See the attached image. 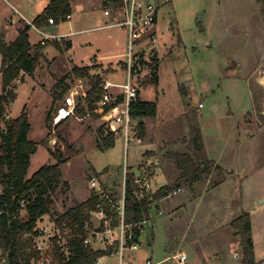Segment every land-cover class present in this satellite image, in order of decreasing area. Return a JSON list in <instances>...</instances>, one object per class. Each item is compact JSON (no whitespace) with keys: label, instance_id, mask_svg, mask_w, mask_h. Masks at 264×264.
Returning a JSON list of instances; mask_svg holds the SVG:
<instances>
[{"label":"rangeland","instance_id":"obj_1","mask_svg":"<svg viewBox=\"0 0 264 264\" xmlns=\"http://www.w3.org/2000/svg\"><path fill=\"white\" fill-rule=\"evenodd\" d=\"M36 1L39 3L40 0ZM69 1L74 30L91 27L97 16L106 17L105 9L110 11L109 22L123 12L118 5L101 0ZM34 2L0 0L2 39L7 26L18 21L19 30L25 23L14 9L22 11L21 8L31 7ZM66 21L59 22L64 30L69 23ZM156 27L157 42L146 58L156 55L155 70L143 66L132 73L141 99L152 100L157 106L155 116L143 119L146 135L141 142H137L131 133L127 141L123 134H117L114 144L102 150L97 146V129L104 128L103 117L70 114L56 125L48 124L46 120L52 106L53 84L70 70L72 60L81 64L79 58L83 59L87 51L98 58L99 67L92 72L99 73L104 80L107 79L105 81L125 83L126 72L121 63L127 60L128 34L122 27L90 33L75 31L71 35L75 58H69V49L58 52L52 45L54 43L46 45L43 51L49 63L44 61L33 74L15 80L16 95L8 103V114L16 117L25 108L28 139L37 146L30 157L26 177L48 161L56 162L49 149H58L63 156L70 152L72 156L60 165L62 179L69 183L70 190L60 186L53 196V209L59 213L73 201L83 198L88 187L91 189L89 181L95 176L94 172L103 171L101 180L114 186L109 191H113L114 199L121 201L127 173L136 165L138 173L137 168L148 163L143 157L146 149L154 151L149 171L152 166L159 167L154 184H162L165 179L172 182L179 177L180 170L166 154L189 151L183 142L189 137L187 116L197 112V104L201 101L205 108L199 109L203 112L199 128L205 140L203 142L202 137L203 149L199 155L214 160L221 149L220 163L228 164L229 170L232 168L235 173L226 184H220L222 176L229 174L223 172L217 177L215 169L206 170L199 180H182L179 190L167 196L172 202L167 197L153 201L151 209L154 211L150 220L144 222L140 245L138 242L137 249L124 250L122 264H142L147 258H152L154 264H241L240 238L231 221L243 212L250 216L254 263L264 264V117H260L264 85L256 80L260 66L252 78H247L253 67L264 62V0H168L157 13ZM107 33H110L108 39ZM28 34L32 43L41 37L31 27ZM88 34L93 40L92 45L85 41ZM157 44L160 45L158 50ZM154 74L156 80H151ZM142 80L144 83L140 85ZM67 82L70 89L77 90L76 103L83 102L82 93L90 87L88 79L73 77ZM247 83L254 107L252 112H243L245 115L241 116L237 115L238 103L243 102L245 108L250 106ZM57 105L53 106L52 114ZM0 124L3 126L4 121ZM248 131L251 133L247 134ZM58 134L61 138L57 137ZM66 143L70 144L69 150ZM156 190L151 181L147 193ZM52 219L45 215L42 225L50 226ZM101 264H118V258L106 255Z\"/></svg>","mask_w":264,"mask_h":264},{"label":"trees","instance_id":"obj_2","mask_svg":"<svg viewBox=\"0 0 264 264\" xmlns=\"http://www.w3.org/2000/svg\"><path fill=\"white\" fill-rule=\"evenodd\" d=\"M112 1V0H106ZM71 6L69 0H49L43 11L38 14L32 21L35 26H44L47 18L51 17L54 23L61 20H68ZM31 25L23 23L19 28L16 37L5 42L0 36V57H1V84L2 93L0 94V140L2 153H0V251L5 256L8 254L10 264H32L31 261L37 256V251L33 249L31 237L27 232L32 230L37 222L46 214H49L57 226L63 224L69 228L74 236L68 240L69 255L65 256L64 252L55 244L53 248L52 264H96L99 257L108 255L111 248L93 249L83 243V221L90 217V210L94 208L96 197H90L83 202L73 201V204L59 213L53 209L54 195L60 186L69 189L68 182L62 179L60 165L66 162L72 155L67 151L63 156L62 152L49 149L50 155L56 159L55 163L49 161L41 166L28 178L27 169L30 165V157L37 150L35 142L28 139V116L25 108L16 117L8 114V103L15 98L14 82L19 80L25 74H33L37 68H40L46 61L43 48L45 44L34 43L29 40L28 31ZM60 41V40H59ZM59 41H51L58 51L68 49L70 42L64 45ZM62 45V46H61ZM139 56V54L137 53ZM156 55L150 59L139 56L131 67V75L139 67L146 66L155 70ZM122 67L127 70V62H122ZM96 65H76L63 76L58 78L53 84L51 90L52 106L47 113V123L51 124L52 108L56 104L64 101L70 86L68 79L87 78L90 84L86 90L83 102L77 101L74 109V115L84 117L86 115L99 116L95 112L97 102L102 94L103 76L99 73L92 72ZM156 80V75H152L151 80ZM113 104L106 105L104 111H107ZM59 104L56 106L58 108ZM156 103L154 101H144L138 98L137 102L130 105V116L140 118L136 124V137L140 139L145 136V126L142 121L143 117H153L156 114ZM259 108V106H258ZM55 109V110H56ZM260 113V110H259ZM260 117H263L260 113ZM64 120V119H63ZM189 123V137L183 142L188 145L189 151L186 152H167L166 156L175 162L176 167L180 170V175L174 181L168 182L151 194L144 193L138 195L139 189L134 184L133 173H127L124 193V222L131 225L133 240L138 241L142 223L149 218L153 201L167 197L170 192L180 188L182 180L196 181L201 174L214 166V162L201 157L200 152L203 149V142L197 114L187 116ZM98 147L107 149L114 144L116 133L113 131L105 132L104 128H98ZM61 138V135H57ZM67 150L70 144L66 143ZM214 169L219 176L223 170L220 166L215 165ZM219 182V181H218ZM217 182V183H218ZM113 194V193H112ZM25 200L24 208L20 207V199ZM23 209V210H22ZM118 222L117 213L113 212V224ZM234 232L240 238L242 247L241 264L254 263V249L251 235V223L248 212H243L231 221ZM78 234V236H77Z\"/></svg>","mask_w":264,"mask_h":264},{"label":"built area","instance_id":"obj_3","mask_svg":"<svg viewBox=\"0 0 264 264\" xmlns=\"http://www.w3.org/2000/svg\"><path fill=\"white\" fill-rule=\"evenodd\" d=\"M166 1L168 0H113V3L118 5L123 11L119 13L121 17L117 20L116 25L123 26L128 32L127 78L123 84L111 83L109 81L102 83V94L100 100L97 102L95 112L104 118L105 132L113 131L123 134L125 141H127L130 133L133 135L137 124L129 112L130 105L137 102L139 98L138 85L132 80L131 67L140 55L146 59L148 52L155 46L157 42V13ZM108 12L106 10L105 14H108ZM66 18L69 19L70 15H67ZM47 23L54 24L53 18H47ZM30 25L42 34L41 44L61 39V35L42 33L33 23ZM148 45L149 47H147ZM141 46H144L143 49ZM77 94L76 88L71 87L62 104L52 114L51 124L56 125L66 116L70 114L74 115V109L77 104L75 96ZM85 95L86 93L83 92L82 96L84 97ZM109 104L113 105L107 111H104V107ZM202 105V103H199V107ZM133 138H136L137 142H141L139 137L133 135ZM147 162L142 167L140 173H136L133 176L134 184L139 189L138 195L140 196L147 193V188H149L151 183L148 165L152 162ZM154 163L156 164V161ZM89 184L91 187L90 195L96 197V203L94 208L90 210V217L83 221V243L91 246L93 249L111 248L108 255L117 257L118 264H122L124 250L137 249L139 242V240H133L131 225L124 222L125 184L121 201L114 199L112 193L105 187H102L103 185H101L97 177L93 176ZM177 190L179 189L173 190L171 193H176ZM1 192L2 189L0 187V194ZM24 206L25 200L21 198L20 207L24 208ZM113 212L118 215V222L116 224H113ZM43 217L32 230L26 233L32 239L33 249L37 251V256L31 261L32 264H52L55 244L64 252L65 256H68L67 243L74 236L73 232L64 224L57 226L53 220H51L52 225L50 223V226H43ZM94 221L98 222L94 223ZM4 257L0 251V264H2ZM100 259L101 257L97 259L96 264H99ZM142 264L154 263L152 258H147Z\"/></svg>","mask_w":264,"mask_h":264},{"label":"crops","instance_id":"obj_4","mask_svg":"<svg viewBox=\"0 0 264 264\" xmlns=\"http://www.w3.org/2000/svg\"><path fill=\"white\" fill-rule=\"evenodd\" d=\"M35 2H34V4H32V6L31 7H29V6H25V8L23 9V8H21L22 9V11H19V10H17V9H14L15 11H17L18 12V15L20 16V18H21V20H24L26 23H28V24H31L32 23V21L30 22V20L31 19H34L38 14H40L42 11H43V9H44V7L47 5V3L49 2V0H38L39 1V3H42V6H39V3L36 1V0H34ZM101 1H103V2H105V3H113V0L112 1H106V0H101ZM37 2V3H36ZM35 3L37 4V7H36V9H35ZM70 6H71V3H70ZM71 10H72V7H71ZM105 11H106V9L104 10V16H106V17H102V16H97V17H95L94 19H93V21H95V23L91 26V27H86V28H80V29H78V30H74V29H72V27H71V25L72 26H74L73 25V23H74V21H72V13L70 12V18L67 20L69 23H68V26H67V29L66 30H64V28H61L60 27V24H59V22L58 23H54V24H48V23H46L44 26H37L38 27V29H40V31L42 32V33H47V34H53V33H56V34H59V35H61V39H60V42L59 43H61L62 45H64L67 41H69L70 42V47L67 49L68 50V55H69V58L71 57V56H73V52H74V50H75V44L73 43V40H72V38H71V35H73V34H75V31L77 32V31H82L83 33L84 32H86V33H90V32H93V31H102V30H109V29H113L114 27H117V26H119V27H122L123 29H125L123 26H121V25H116V22H117V20H119L120 19V17H121V14H119L118 12V15H116L115 16V18H114V21H112V22H109L108 21V16H110V11L108 12V14H105ZM25 13L27 14V16L25 15ZM32 17V18H31ZM92 19V18H91ZM66 21V22H67ZM71 22H72V24H71ZM18 21L16 22V24L15 25H9V26H7L6 28H5V32H4V41L5 42H10V41H12L15 37H16V35H17V33H18ZM32 29H34V27L32 26L31 27ZM35 30V29H34ZM126 30V29H125ZM36 31V30H35ZM37 32V31H36ZM37 33H39V32H37ZM72 33V34H71ZM40 35H41V37L40 38H38V40L36 41V42H31L32 44H34V43H39L40 42V40L42 39V34L41 33H39ZM110 33H107L106 35H107V39L108 38H110V35H109ZM127 34H128V32H127ZM59 41V40H58ZM85 41H87L90 45H92V38H90L89 37V34H88V36H86V39H85ZM52 42H48L46 45H49V44H51ZM79 43V42H78ZM86 44V43H85ZM84 44V45H85ZM53 45V44H52ZM61 45V46H62ZM209 45V44H208ZM54 46V45H53ZM79 46H81V44L79 45ZM55 47V46H54ZM158 48H160V45L159 44H157V50H158ZM55 49H56V47H55ZM57 50V49H56ZM98 50V49H97ZM58 51V50H57ZM44 52V51H43ZM58 52H63V51H58ZM126 53H124L123 55H125ZM92 55V53H90V52H88L87 51V53H84V55H83V57L85 58V56H86V60H84V58L83 59H81V58H79L80 59V63L81 64H79L80 66H82L83 64L82 63H84V62H86V63H91V65H98L97 63H96V59H98L97 57L95 58V57H93V56H91ZM154 55V54H153ZM74 58L76 57L75 55L73 56ZM73 57H71V58H73ZM101 57H104V56H101ZM127 57V56H126ZM45 58H46V61L47 62H49V59L45 56ZM71 61V60H70ZM120 61V60H119ZM127 60H125V61H123V62H126ZM258 61H261V59H259ZM75 64V62H74V60H72V65H74ZM71 65V66H72ZM76 65H78V64H76ZM85 65V64H84ZM262 65V66H261ZM259 66H260V71L258 72L259 74L257 75V83L258 84H262V85H264V62H262L261 64H259L258 66H256L255 68L253 67L252 69H251V73L247 76V78L249 79V78H252L253 76H254V74H255V71L257 70V68L259 69ZM100 68H102V67H100ZM242 68V67H241ZM261 71H263V73H261ZM125 72H126V78H127V70H125ZM105 80H107V79H105ZM104 79H103V81H105ZM126 80V79H125ZM110 82V81H109ZM113 83V82H112ZM142 83H144V81L142 80V82H140V85L142 84ZM231 83L233 84V81H231ZM118 84H120V83H118ZM248 84V86H247V93H248V102H250V106L248 107V108H245V106L246 105H244L243 104V102H240V103H238V110H237V115H245V114H248V113H250V112H252L253 111V107H254V102H253V100H252V91H250V85H249V83H247ZM138 93H139V96H140V90H139V86H138ZM140 99H141V96H140ZM141 100H143V99H141ZM144 101H150V100H144ZM152 101V100H151ZM199 103H202L201 101L200 102H198V104H197V106L199 105ZM203 104V103H202ZM261 107H262V109H261V114H262V116L264 117V99H263V101L261 102ZM203 108H205V105L203 104L201 107H197V112H196V114H197V117H198V122H199V124H200V122H201V118L203 117V112H200L199 111V109H203ZM243 112H245V114H243ZM228 114V113H227ZM241 115V116H242ZM147 117H143L142 118V121H144L143 119H146ZM135 119H137V120H135ZM134 119V122L135 123H138L139 122V120H140V118H135ZM144 123V122H143ZM258 125V124H257ZM262 125V124H261ZM145 126V135H146V125H144ZM264 126V125H263ZM263 126H261V127H263ZM260 127V128H261ZM201 128V127H200ZM260 128H258V129H260ZM234 129V128H233ZM233 129H232V133H233ZM231 130V129H230ZM243 130H244V128H243ZM251 132L250 131H248L247 132V134H250ZM118 133H116V135H117ZM133 135L134 136H136L137 134L136 133H133ZM138 136V135H137ZM202 137H203V142H204V136H203V134H202ZM142 138H144V137H142ZM141 138V139H142ZM236 156H237V153H236ZM143 157H145V160L144 161H150V162H153V157H154V151L152 150V149H146L145 150V152L143 153ZM210 159H212V158H210ZM221 160H222V155H221V149H220V153H219V156H217V159H212L211 161H213L214 162V166L215 165H218V166H220L221 168H222V170H223V172H227L229 175H223L222 177V182L220 183V184H226V182H228V181H230V178L229 177H231V175H234V169H230L229 170V166H226V165H228V164H226V165H224L223 163H220L221 162ZM143 161V160H142ZM142 163V162H141ZM141 163H139V164H141ZM137 166V165H136ZM136 166H135V168H136ZM214 166L212 167V168H210L209 170H212V169H214ZM135 168H132L131 169V172L133 173V174H135L137 171L135 170ZM158 165H156V166H152L151 168H150V171H151V173H152V177H151V181H152V184L153 185H155V188L156 189H158L159 187H161L162 185H164V184H166V183H168L169 181H168V179H165L164 180V182L162 183V184H157L156 185V183L154 184V182H156V179H155V175H156V170L158 171ZM138 169V173H140V171L142 170V166L140 167V168H137ZM228 170V171H227ZM208 171V170H207ZM95 173V176L99 179V181L101 182V184H103V186L106 188V189H108V190H110L111 188H113L114 186L112 185V184H109V182H105V181H103V180H101V176H103V171H101V172H99V173H97V172H94ZM203 174V173H202ZM210 176H211V174H209ZM209 176V177H210ZM216 176L217 177H221V176H219L218 175V173H216ZM200 178V177H199ZM248 179V178H247ZM199 180V179H198ZM207 180V179H206ZM66 181V180H65ZM244 182V178H242V183ZM68 185H69V183H68ZM181 187V186H180ZM179 189V188H178ZM70 190V185H69V189H68V191ZM111 192H113L112 190H111ZM90 197V189H89V187L87 188V193H85L84 194V196H83V198H78V201L79 202H83V201H86L88 198ZM165 198V197H164ZM164 198H161L159 201H161V200H163ZM167 200L168 201H170V202H172L173 200H171V197H167ZM158 203H160V202H158ZM72 204H69V205H67L62 211H60V213L61 212H63L67 207H69V206H71ZM152 211H154V209H151V212H150V215H149V218L147 219V220H150V217L152 216ZM46 215H48L49 216V214H46ZM153 217H158V215H154ZM145 222V221H144ZM144 222L142 223V228H141V233H140V236H139V245H140V242H141V236H142V234L144 233V231H145V229H144ZM148 236V235H147ZM148 240V239H147ZM104 256H102L101 257V259H100V262H99V264H101V260H102V258H103Z\"/></svg>","mask_w":264,"mask_h":264},{"label":"water","instance_id":"obj_5","mask_svg":"<svg viewBox=\"0 0 264 264\" xmlns=\"http://www.w3.org/2000/svg\"><path fill=\"white\" fill-rule=\"evenodd\" d=\"M2 264H10V261H9V257H8V254L5 255L4 259H3V262Z\"/></svg>","mask_w":264,"mask_h":264},{"label":"bare ground","instance_id":"obj_6","mask_svg":"<svg viewBox=\"0 0 264 264\" xmlns=\"http://www.w3.org/2000/svg\"><path fill=\"white\" fill-rule=\"evenodd\" d=\"M264 76V75H263Z\"/></svg>","mask_w":264,"mask_h":264}]
</instances>
